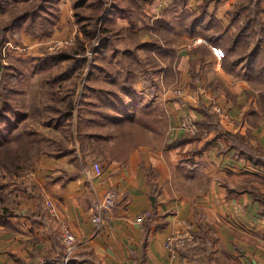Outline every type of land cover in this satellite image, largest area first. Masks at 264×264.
Wrapping results in <instances>:
<instances>
[{"label": "crops", "instance_id": "crops-1", "mask_svg": "<svg viewBox=\"0 0 264 264\" xmlns=\"http://www.w3.org/2000/svg\"><path fill=\"white\" fill-rule=\"evenodd\" d=\"M173 1L145 4L132 29L142 31L141 42L157 36L152 29ZM211 16L218 18L215 12L205 13L192 34L179 24L172 32L161 30L168 37L165 44L161 41L167 49L163 58L154 64L144 58L140 68L135 66L139 86L126 97L147 101L165 119L163 135L145 127L143 142L124 153L113 126L107 148L90 150L89 141L77 137L75 114L73 140L65 145L74 151L34 157L16 185L12 182L17 173L1 174L0 264H62L60 221L79 242L69 264H264L259 203L248 192L231 196L225 186H238L251 177V162L237 156L225 138L193 153L198 141L185 139L188 132L181 124L185 118L203 120L205 108L220 117L214 107L221 106L229 117L226 126L238 127L245 142L264 150V98L250 85L243 64L234 70L223 67L221 51L201 29ZM110 20H121L132 41L126 18L117 15ZM96 81L110 83L97 75L88 84ZM178 87L183 95L174 93ZM112 145L121 153H110ZM95 162L102 168L100 176L93 174ZM107 190L117 193L116 205L97 228L90 205ZM145 212L149 216L139 222ZM183 221L206 237L202 248L181 252L165 247L166 237Z\"/></svg>", "mask_w": 264, "mask_h": 264}, {"label": "trees", "instance_id": "trees-1", "mask_svg": "<svg viewBox=\"0 0 264 264\" xmlns=\"http://www.w3.org/2000/svg\"><path fill=\"white\" fill-rule=\"evenodd\" d=\"M125 1V3H123ZM148 0H111L112 9L106 14L104 22L102 23L101 14L105 13L107 8L105 7L108 0H73V9L77 22L79 23L83 32L84 38L90 42L96 39L97 45L94 47V52L97 54L99 60L103 63L105 56H107L104 50L105 44L109 40L111 28L105 24L107 20L112 17L120 16L126 18L129 26L126 28V33L131 35L132 42H134L139 49H142L146 54L145 60L150 64L157 62V58H163L166 52V47L162 46L161 41L165 44L168 38L164 34H161V30L170 31L172 28L179 26L184 27L187 32L192 34L195 29L196 22L207 12L206 8L211 1L219 0H202L200 2V11L195 13L189 9H185L186 0H174L173 4L169 5L163 13V19L159 24L154 26L157 36L152 34L150 42H141L139 40L142 31H132L136 26L138 19L141 17L143 8ZM46 5L49 7L57 6V0H40L34 3L31 7H28L23 12L15 16L9 24L0 28V42L5 40L6 33L5 28H11L12 34H14L18 28L16 25L26 26L32 29L37 28L36 18L38 22L46 28L47 26L54 24L53 17L48 19V12L46 11ZM261 0H239L229 10V23L223 26L217 17H208L201 29L205 37L215 45L222 53V65L226 70H234L235 65L243 64L245 68V76L249 80L251 86L259 88L261 97L264 98V11L261 10ZM90 7L94 12L87 14L82 10ZM183 9L181 10V8ZM1 12V8H0ZM173 13V17L170 21L166 22L167 14ZM56 17V15L54 16ZM163 21V22H162ZM26 22V23H25ZM39 24V25H40ZM50 28V26H49ZM200 29V30H201ZM232 29V31H230ZM159 37V38H158ZM211 38H214L212 40ZM136 52V51H135ZM119 53V52H118ZM137 54V53H136ZM155 54L158 57H155ZM70 57L69 53H52L48 57V62H58ZM51 58V59H50ZM118 61L121 64V69L118 71H111L110 68L102 65V69L108 73L110 79L109 84L101 83L98 81L97 85L87 83L84 85L79 99L75 102L71 93L73 85L63 80L68 77V74L73 71L74 68L81 65V61L74 62L67 67L65 73L59 75L56 78H50L48 74L44 78V92L47 95V100L51 102L52 108L56 111L61 110V104L64 102L65 97L63 92H67V97L71 95L69 99V107L65 108L63 115L60 117H69L72 111L76 109L77 120V137L81 141L88 140L90 150H99L106 145V142L112 136L111 128L114 126L118 131V138L120 142V151L128 152L133 146L142 143L144 140V128L149 127L154 130L157 136L163 135L165 132V119L158 117L154 113L150 104L147 101L131 99L126 97L127 93L135 92V83L140 81V74L136 72L135 66H139L144 59L135 57L131 60H125L123 53L118 55ZM109 61L111 57H106ZM92 62L91 67H93ZM98 66V65H97ZM8 67L3 66L0 61V87L1 78L5 71H8ZM93 73L89 70L87 76V82L91 81ZM113 83V84H112ZM74 99H76L74 97ZM78 102V104H76ZM76 105V107H75ZM4 108L6 103L0 107V120H4ZM34 110V106H33ZM204 118L201 121H197L198 130L191 134L187 133L184 136L185 139H195L198 141V146L193 153H201L205 148L209 147L218 138H225L229 141V147L234 148V152L237 156L249 160L252 164L264 166V150L244 141L242 134L238 127L226 126L225 120L217 117L209 109L205 108ZM14 112L17 113L16 109ZM39 112V109L37 111ZM3 115V118L1 119ZM51 118V117H50ZM8 120V119H7ZM28 137V145L32 149H40V144L35 141L31 134L24 130ZM16 138V135H13ZM107 148V146H105ZM6 148V147H5ZM4 149V148H3ZM0 148L1 162L7 167L10 174L17 173L15 168L18 165L13 166L11 163H7V150ZM59 154L70 153L74 151L72 148L63 147ZM109 152L117 151L116 154L121 153L118 147L112 145L109 147ZM23 151L28 153L27 149ZM4 156V157H2ZM5 160V161H4ZM24 163L31 167L32 164L25 158ZM256 180L255 177H248L242 181L238 186L233 185L230 182H225V186L229 192V195L233 196L236 193L248 192L252 195V199L256 200L260 204V213L264 218V191L251 188L249 180ZM201 238L200 245L192 249H181V252L194 251L204 246L207 243L206 237L202 236L198 231Z\"/></svg>", "mask_w": 264, "mask_h": 264}, {"label": "rangeland", "instance_id": "rangeland-1", "mask_svg": "<svg viewBox=\"0 0 264 264\" xmlns=\"http://www.w3.org/2000/svg\"><path fill=\"white\" fill-rule=\"evenodd\" d=\"M38 1L40 0H0V28L9 24L15 16ZM201 1L186 0L183 7L190 11H200ZM238 1H211L206 8V13L215 12L218 15V19L228 25V12L233 7V4ZM147 2L158 3L162 2V0H148ZM72 3L73 0H57L56 7H53V5L48 7L46 5L45 9L48 12V19L53 17V21L56 20L52 26L49 25L50 28L49 26L44 28L37 21L38 18H36L37 28L35 29H32V26L27 28L23 25H16L15 28H18V30L12 34L11 28H5L7 37L0 42V61L3 66L8 67V71H5L1 78L2 87H0V107L6 103L4 120L2 119L3 115L1 117L2 121L0 120V148L7 150L5 155L8 157L7 163H11L13 166L18 165L15 168L17 174L14 173L17 178L12 182L15 185L22 181L20 179L22 172H29L30 170L28 165L24 163L25 158L32 162L36 156L56 154L63 150H59L60 148H63L73 140L76 110L74 109L69 117H60L63 115L65 108L69 107L71 95L67 97V92H63L65 100L61 104V110L56 111L52 108L51 102L47 100V95L43 91L45 87L44 78L47 74L50 78L59 77V75L66 72L69 65L81 61V65L74 68L68 74V77L63 80V82L73 85L71 93L73 94V100L76 102L84 89L89 70L93 73L92 77L101 75L102 80H106L108 73L102 69V65L110 68L113 72L120 70L121 64L117 58L120 53H123L125 60H131L135 57L144 59L146 57L144 51L139 49L126 36L124 25L120 23L121 20H115L114 22L110 20L107 21V24L112 25L113 28L108 33L109 40L104 47L107 56H105V60L102 63L94 52V47L97 45L96 39L89 43L84 38L81 27L76 20ZM261 3V10L264 11V0H261ZM105 7L107 10L101 14L102 19L106 17L110 10L115 11L112 9L111 0H108ZM82 12L90 14L94 11L88 7ZM168 14L166 22H169L170 18L174 16L171 12ZM55 15L56 17H54ZM61 52L69 53L70 57L58 62L47 61L52 53L56 55ZM109 56L111 57L110 61L106 59ZM155 57H158V55L155 54ZM92 62H94L93 67H91ZM139 82H136L135 85L139 86L137 85ZM96 83L97 81L93 85H96ZM218 107L225 111L221 106ZM15 109L17 113L14 112ZM38 109L40 113L37 112ZM24 130H27L35 141L40 144V149L36 148V146L32 149L29 147L28 137ZM14 134L16 138H14ZM24 148L27 149L28 153L23 151ZM2 153L0 156L3 155ZM1 160L2 158H0V182H2L1 179L4 177L1 174H10ZM249 171L252 174L251 177L256 179L249 180V186L264 191V166L251 163ZM185 223L189 222L183 221L181 228H183Z\"/></svg>", "mask_w": 264, "mask_h": 264}, {"label": "built area", "instance_id": "built-area-1", "mask_svg": "<svg viewBox=\"0 0 264 264\" xmlns=\"http://www.w3.org/2000/svg\"><path fill=\"white\" fill-rule=\"evenodd\" d=\"M174 93L177 95H183L184 90L182 87L174 89ZM215 112L224 120H229L227 112L223 111L220 107H214ZM182 127L187 132L193 134L198 130V126L195 121L185 118L182 121ZM93 174L100 176L102 174V168L99 163H93ZM117 201V193L114 190H107L103 195L95 198L90 209L92 212V221L100 228L104 225L106 217L112 212ZM47 207L49 211L54 212L53 204L48 201ZM145 216H149L147 212L138 217V221L142 222ZM59 234L63 246V262L62 264H68L76 252L79 242L76 235L71 231L65 221L59 223ZM201 242V238L197 231L193 228L191 223H185L183 228L173 230L165 240V247L171 251H179L181 249H192L197 247Z\"/></svg>", "mask_w": 264, "mask_h": 264}]
</instances>
